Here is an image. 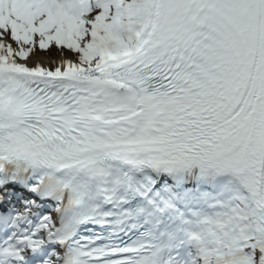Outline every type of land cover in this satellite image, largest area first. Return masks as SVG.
I'll return each instance as SVG.
<instances>
[{
    "label": "snow or ice",
    "instance_id": "snow-or-ice-1",
    "mask_svg": "<svg viewBox=\"0 0 264 264\" xmlns=\"http://www.w3.org/2000/svg\"><path fill=\"white\" fill-rule=\"evenodd\" d=\"M0 264H264V0H0Z\"/></svg>",
    "mask_w": 264,
    "mask_h": 264
},
{
    "label": "bare ground",
    "instance_id": "bare-ground-1",
    "mask_svg": "<svg viewBox=\"0 0 264 264\" xmlns=\"http://www.w3.org/2000/svg\"><path fill=\"white\" fill-rule=\"evenodd\" d=\"M62 58V54H59L58 56H51V55H46V56H43V55H40V54H37L36 57L33 58V60H37L39 59L45 66H48L52 60H60Z\"/></svg>",
    "mask_w": 264,
    "mask_h": 264
},
{
    "label": "rangeland",
    "instance_id": "rangeland-1",
    "mask_svg": "<svg viewBox=\"0 0 264 264\" xmlns=\"http://www.w3.org/2000/svg\"><path fill=\"white\" fill-rule=\"evenodd\" d=\"M37 54H39V53H37ZM49 54L51 55V56H58L59 54H61V53H59V52H57V50H55V49H51V51L49 52ZM45 56V55H44Z\"/></svg>",
    "mask_w": 264,
    "mask_h": 264
}]
</instances>
